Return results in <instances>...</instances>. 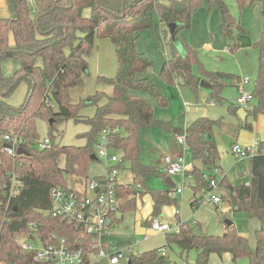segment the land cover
<instances>
[{"label": "trees", "instance_id": "obj_1", "mask_svg": "<svg viewBox=\"0 0 264 264\" xmlns=\"http://www.w3.org/2000/svg\"><path fill=\"white\" fill-rule=\"evenodd\" d=\"M236 0L241 9L246 2ZM261 15L264 17V0ZM31 8L26 0H15L13 17L0 16V262L6 264H32L34 251H25L17 241L29 231L31 222L37 223L36 233L49 238L52 233L65 237L72 247L86 248L90 236L76 240L78 230L74 225L61 220L51 212L50 191L55 186L66 187L64 174L87 177L88 164L93 161L96 144L101 135L106 138V148L121 152V158L129 163L133 179L127 184H117L116 193L121 199L119 211L135 209L136 196L150 193L155 204H174L176 199L171 190H149L146 182L153 174H160L151 166L139 160L140 133L144 129L159 127L167 133L184 134L192 159L201 160L205 166H217L219 153L213 134V127L219 120L199 117L185 129L174 127L171 121L155 117L152 99L162 106L167 105L163 91L148 78L153 61L136 49L141 31L152 28L154 12L161 23H175L177 32L191 27L194 11L202 0H34ZM209 8L218 7L226 14L223 0H208ZM231 25L224 26L226 34ZM239 31H244L239 28ZM97 37L109 38L117 58L115 74L111 77L98 76L112 86L110 95L102 91L81 98L77 103L70 99V90L82 85L89 73L88 56ZM254 47L258 51V68L253 88L254 105L251 115H264V30ZM197 51L183 43L179 53L173 48L159 70V76L173 84L180 78L197 95L199 80L206 77L212 88L207 103L226 105L231 114H237L240 107L222 96L225 79L229 85L238 84L239 78L230 73L203 71L197 75L193 66L200 65ZM20 62L18 69L10 76L1 71L4 59ZM27 84L26 95L18 106L7 99L19 82ZM102 98L106 100L100 103ZM95 105L93 116L80 114L82 108ZM47 123L51 146L38 148L40 141L36 122ZM74 119L84 121L88 130L81 134L86 143L81 146L61 145L56 141L57 124ZM244 128H252L245 120ZM5 134L15 135L20 142L21 152L7 153L3 146ZM64 155V166L58 158ZM193 188L206 191L208 182L202 170L193 168ZM249 182L229 185L235 193L237 210L245 211L250 217L260 220L255 230L256 245L251 248L247 237L240 235L233 225L222 235H191V248L197 251L195 264H210L212 252H230L233 259L246 257L250 264H264V140L258 143L257 152L249 157ZM14 174L21 185L6 207L5 190ZM223 181V178L221 182ZM182 229L179 233L167 235V241H176L188 235ZM190 235V234H189ZM84 244V245H83ZM159 251H144L130 256V264H149Z\"/></svg>", "mask_w": 264, "mask_h": 264}, {"label": "rangeland", "instance_id": "obj_2", "mask_svg": "<svg viewBox=\"0 0 264 264\" xmlns=\"http://www.w3.org/2000/svg\"><path fill=\"white\" fill-rule=\"evenodd\" d=\"M202 5L193 12L191 27L189 29H183L179 32L175 30V23H158L157 13L154 12V25L152 28L145 29L141 32L140 37L136 41V49L139 52H144L152 61L153 66L148 72L149 80L162 89L163 94L167 98V105H160L155 103L160 113V118H167L174 116L177 117V109L175 105L182 106L184 101L183 90L181 94L177 91L179 88H190L188 86L180 85L178 88L175 83L170 84L164 81L159 76L160 66L164 59L168 58L173 48L177 51H183V43L188 44L191 48L197 52V57L200 61V65L195 64L193 70L197 75H200V67L203 71L208 72H223L234 75H246L251 86L255 80L257 72V51L252 47V43L258 39L260 32L264 30V17L260 12V3L257 0L246 2L243 8H239L236 0H223L227 7V15L235 18L236 22H240L246 30L249 31L247 35H240V31L234 25L231 27L232 33L225 34L222 27L223 16L218 7L209 8L208 0H202ZM15 0H0V16L13 17L15 15L14 9ZM27 4L34 8V0H26ZM89 65V73L84 77L82 85L72 89L70 99L73 103H77L81 98H85L96 91H102L105 93H111V86L109 83L100 81L98 83V76L111 77L115 74L117 67V58L114 51L113 44L109 38L97 37L90 55L87 58ZM20 66V62L16 59L7 58L1 63V71L5 76H10ZM252 78V79H251ZM164 88L166 89L164 91ZM99 89V90H98ZM27 91V85L24 81L19 82L14 91L9 95L8 101L12 105H19L22 103ZM192 94V92H191ZM236 91L234 88H227L224 95L228 99H232ZM186 99V98H185ZM227 99V98H226ZM95 105H88L82 108L80 114L84 116H93L95 113ZM155 115V114H154ZM156 117V116H155ZM158 118V117H156ZM158 118V119H160ZM171 119V118H170ZM258 125V123H257ZM37 133L39 139H44L48 136L47 123L42 119H38L36 122ZM88 125L84 121H76L74 119H68L61 121L57 124L56 141L61 145H76L81 146L86 143V139L81 136L88 130ZM159 132V128H156ZM152 134L154 130L150 131ZM150 134V133H149ZM222 144L225 148L228 147L229 138L222 134ZM141 138V137H140ZM142 138V151L146 153L147 157L150 156L154 163L156 161H164L165 157H178V155H171L166 153L164 155L159 154V150L155 148L154 151L150 149V146H144ZM230 146V145H229ZM185 147V146H183ZM151 151V152H150ZM120 156L121 152L118 150H110ZM142 152V157L145 154ZM183 159L187 162L190 156V152L187 148L184 149L182 154ZM220 161L222 169L226 172V180L233 182L234 180L241 179L245 184L246 176L242 175L244 165L241 161L235 165V160L229 152L228 155L222 157ZM64 155L58 158L59 166H64ZM248 161L246 166L248 168ZM106 160L100 158L99 160H93L88 164L87 176L93 177L101 175L105 172ZM157 167L162 165L156 164ZM162 170V169H160ZM163 171V170H162ZM160 175H152L147 180V187L149 190H158L163 187V180ZM66 184L74 188H81V177L64 174ZM119 179L122 183H129L132 180V172L129 168L127 161L122 162L120 168ZM175 179V178H174ZM220 179V178H219ZM176 180V179H175ZM214 192L219 195L221 193H227V187L225 185L217 184ZM220 196V195H219ZM206 196L202 199L203 204H200L201 215L198 220L201 223V229L195 228L194 223L191 222V229L193 231H202L203 234L209 233L215 226H205L211 224L215 219H219L221 225L225 220H231L235 226L237 233L243 232L245 237L249 241L251 248L255 246L256 237L255 230L260 225V220L257 217H250L245 211L233 210L227 198L222 199L221 204L216 208L210 202L206 203ZM176 203L183 217H188L187 210L190 208L188 203H185L183 207L181 195L176 196ZM227 208V209H226ZM144 208L140 202L135 206V209L128 210L123 213L122 219L109 230L106 238L119 243V246L126 254L128 248L126 247L130 243L131 234L139 232L138 228L148 230V226L143 224L144 222ZM144 225V226H143ZM139 226V227H138ZM145 227V228H144ZM142 230V231H143ZM144 230V231H145ZM199 233V232H198ZM241 234V233H240ZM141 239L144 233L138 234ZM18 242L26 241L24 237H17ZM34 245H38V240L32 242ZM166 243V239L163 235L159 236L151 233L150 240L141 244L136 250L142 249L146 245H162ZM165 249L170 254L174 255L179 252V249L175 243L169 242ZM135 250V249H133ZM196 256V250L191 248L187 252H184L183 257L188 262H192ZM235 261L242 264H250L246 257H239ZM100 264H106L105 261H101ZM118 264H126L122 260Z\"/></svg>", "mask_w": 264, "mask_h": 264}, {"label": "crops", "instance_id": "obj_3", "mask_svg": "<svg viewBox=\"0 0 264 264\" xmlns=\"http://www.w3.org/2000/svg\"><path fill=\"white\" fill-rule=\"evenodd\" d=\"M34 6H35V2H34ZM260 12H261V4H260ZM221 15L222 16L224 15L223 19L221 20L222 21V23H221L222 29L224 26H229V25L234 26L235 25L238 30H239V28H242L244 30L240 33V35H247L249 33V31L246 30L244 28V26H242L240 24V22H236L235 18H232L230 15H227V13L226 14L221 13ZM225 16H229V23L228 24H226ZM1 17H3V16H1ZM191 21H192V18H191ZM158 23H161V22L158 20ZM175 30H176V26H175ZM223 31H224V29H223ZM176 32H177V30H176ZM261 32H260V35H261ZM230 33H232V31ZM260 35H259V37H260ZM259 37H258V39H259ZM257 40H255V41H257ZM254 42L252 43V47L257 51V49L254 47ZM257 63H258V51H257ZM257 68H258V64H257ZM236 76L239 78L238 84L235 83L233 85H229L228 81L225 79H219V82L223 84L222 96L225 99L227 98L228 101H231V102L235 103L236 105H239L236 102V98L239 96V88H238L239 83L241 82V79H243L247 76L246 75H236ZM201 80L209 82L211 84V87L205 88V87L200 86ZM249 81L250 80H248V82L245 84L244 87L247 90L253 92L255 80L251 86H249ZM98 83H101V82H98ZM174 83L176 84V86L178 88L180 87V85L187 86L183 83V81L180 78L176 79ZM74 88H72V89H74ZM211 88H212V83L206 77H201V79L199 80V88L197 90V95H195L192 92L191 88H190V90H188V88H186V87L185 88L183 87L181 89L179 88L177 91L181 94V92L183 90L182 93H184V96L186 99L184 98L182 106L175 105V107L177 109V117L176 118L174 116L170 117L171 119L170 118L167 119L165 117H164V119L160 118L159 117L160 113L158 112L159 108L157 106H155V103L156 102L158 103V101L156 99H152L153 111H154V114L156 117L160 118L161 120L171 121L172 124L174 125V127L178 128V129H182V130L185 129L193 120H195L199 117H207L210 119L219 120L218 124L213 127L214 139H215L216 146H217L218 153H219V160L217 162V166L212 167V166H205L202 164L200 170L203 171L204 176L216 177L219 181L218 184H221V185L223 184L227 187V193L226 194L221 193L219 195L221 196L222 199H223V197L227 198V200L230 204V207L233 210H237L236 208L232 207V203L230 201L229 196H230V193H233V192L229 190L228 186L229 185H232V186L240 185L242 183V180L236 179L232 183L231 182L227 183L226 172H224V170L222 169L221 163H220V161L222 160L221 156L225 157L230 152L232 157L236 161L235 165H237V163L239 161H241L243 163L244 168H243L242 175L246 176L245 184L247 185L249 182V173H248V168L246 166V161H248V163H249V158H243V159L236 158L231 152V147L235 143L240 144L241 146H244V147H250V146H253L256 143H259L260 141L264 140V115L261 113H259L256 117H253L251 115V110L253 108L254 100H255L254 98L250 102H248L245 106L239 105L240 107H242L244 109V118H240L238 113L235 115L229 113L226 105H217L215 103H207L206 99L209 95V91ZM227 88H229V89L234 88V90L236 91V94L234 95V97L231 100L228 99V97L226 95H224V92L226 91ZM72 89L70 90V94L73 91ZM111 89H112V86H111ZM165 90L166 89L164 88V91ZM111 92H112V90H111ZM191 92H192V94H191ZM106 94L110 95L111 93H106ZM105 100H106V98H102L100 100V103L104 102ZM7 101H8V99H7ZM15 106H18V105H15ZM245 120H247L248 122L251 123L252 128L247 129V128H244L242 126V123ZM257 123H258V125H257ZM156 128H159V127H152V128L144 129L141 131V133H140L141 138H140L139 160L142 163L151 166L153 169H155V171L157 173H160V174H153V175L162 176L161 178L163 180V187H161L160 189L158 188V190H171V189L175 190L177 188H182V191L177 192L173 197L176 199V196L181 195L183 207H184L185 203H188V205L190 207L187 210L188 217L187 218L183 217L181 210L177 206L176 202L174 204L158 205V204H155L150 193H145L142 196L137 195L136 196V205L139 202H140V204L141 203L143 204V208H144V211H143L144 212L143 213L144 214V222H143V224L145 226H148L149 229L145 230L146 228L144 227L145 228L144 229L145 231H144L143 228L142 229L138 228V231L140 230L139 232L135 233V231H134L133 234L130 235L131 236L130 243L126 246L129 250H128V252H126V254L124 253L125 257L122 258L120 260V262L122 260H124L125 263L128 264V262H130V256L131 255H136V254H139V253L144 252V251L157 249L159 251V253H158L156 259L149 264H195L197 251H196V256L192 262H188L183 257L184 252H187L188 250L191 249V241H190L189 246L186 248V247H182L181 244L178 243V240H181L183 238H189L191 240V238H190L191 235H222L225 232H227L229 225H233V227H235V226L231 220H228L230 223H228L225 220L224 223L221 225V222L219 219H217V220L214 219L211 222V224L205 225V226H215L213 229H211V231L209 233L203 234L202 231H193L191 229V224H190L191 222L194 223L193 225L195 228H198V227L200 229L202 228V227H200L201 223L198 220V217H200V215H201L200 204H203L201 202H202V199L204 198L205 191L195 190L193 188L192 184H193L194 177H193V174L191 172L193 168H197V169H199V168L194 165V161H196V160L192 159V156L190 153V156L188 158L189 162L186 161V163L189 164V170L186 173H184V175H182V174L168 175V174H166V172L163 169V162L162 161L160 162L157 160L156 163H154L153 159L150 156L147 157L145 151L144 152L142 151V146H141L142 138H143V141H145L144 146H146V147L150 146V149L153 151H154V146H155V148L160 151L159 154L161 156L166 153V155H168V154L172 155L173 154V155H178V156L182 157L183 156L182 154L184 153V149L187 148L189 150V148L185 142L181 143L178 141V137L180 135H184V134L167 133V132L163 131L161 128H159L161 130L159 132L158 130H156ZM152 130L155 131V132H153V134L150 132ZM222 134L229 138L228 147H230V148H225L224 143L222 144V141H221V138L223 137ZM183 146H185V147H183ZM142 152H143V154H145L144 158L141 155ZM189 152H190V150H189ZM111 153H113V152H111ZM94 154H95V152H94ZM120 156H121V154H120ZM95 160H99V159L96 158ZM156 164H159L162 166L157 167ZM105 168H106V165H105ZM129 168H130V166H129ZM160 169H162L163 171ZM98 176H100V175H98ZM93 177H96V176H93ZM167 178H170L169 181H166ZM222 178H223V181L221 182ZM132 179H133V173H132ZM123 184H127V183H123ZM146 185H147V182H146ZM81 188H82V185H81ZM171 193H172V191H171ZM233 195H235V193H233ZM171 196H172V194H171ZM127 199L128 198L122 199L121 202L124 203L127 201ZM206 203H209V201H207ZM211 204L216 206V208H217L221 203L219 205H215L213 203H211ZM119 212L120 211H118V213ZM118 213L116 214V224L123 217V212H120L121 213L120 217L118 216ZM153 220H158L160 222H167L171 225H175V224L179 223L182 226L181 230L186 229L189 231L190 235L189 234L184 235L182 237H179L176 241H172V243H175L177 245V247L179 249L178 253H175L174 255H172L169 252H167L165 249V246H167L169 244V242L167 241V235L174 233V232H165V233L155 232L151 226V222ZM116 224L108 227L107 233L104 235V240L106 243H112V244L117 245L119 248H121L119 246V243L106 238L107 234H110V235L113 234L112 232L109 233V230L112 229V227L115 226ZM181 230H180V232H181ZM141 233H144V236H142V238L140 239L138 234H141ZM151 233H153L156 236H159V234L163 235L166 239V243H164L162 245H157V244L146 245L142 249L136 250L135 247L138 248L141 244L150 240ZM240 233H239L240 235L245 236L243 232H240ZM136 240H138V241H136ZM255 245H256V242H255ZM254 248H255V246L253 247V249ZM121 249L123 250L124 248H121ZM133 249H135V250H133ZM235 260L236 259H233V256L230 252H223L222 254L212 252L209 255V263L210 264H238L237 261H235ZM100 262H99V264H100ZM0 264H6V263L0 262ZM239 264H242V263H239Z\"/></svg>", "mask_w": 264, "mask_h": 264}, {"label": "built area", "instance_id": "obj_4", "mask_svg": "<svg viewBox=\"0 0 264 264\" xmlns=\"http://www.w3.org/2000/svg\"><path fill=\"white\" fill-rule=\"evenodd\" d=\"M247 82L248 78L245 77L239 83V96L236 102L241 106H245L254 98L252 91L244 87ZM4 139L6 143L3 149L7 153H15L20 139L10 134H5ZM178 141L184 143L185 136L180 135ZM105 143L106 138L102 134L101 142L95 146L96 157L106 160L105 172L102 175L82 178L80 182L82 188L79 189L67 185L66 187L55 186L50 191L52 214L74 225L79 232L76 239L79 243L84 241V236L87 235L91 237V240L85 248L82 245L72 247L65 237H59L55 233H52L49 238L42 239L35 231L37 223L31 222L29 231L22 235L29 242L22 241L19 244L25 251H34L32 264H99L103 260L106 264H118L125 257L121 248L104 240L108 227L116 224V214L122 200L116 193V185L122 184L119 174L123 162L121 156L109 152ZM37 146L41 149L50 147V138L47 136L40 139ZM257 149L258 143L250 147L235 143L231 147V152L236 158L243 159L254 155ZM163 169L168 175H184L189 170V164L181 156H167L163 161ZM205 177L208 182L205 201L219 205L222 198L214 192L219 181L216 177ZM21 184V181L12 174L5 190L6 207L10 204L11 198L19 192ZM181 191L182 188H177L171 194L174 196ZM151 226L155 232L160 233H179L182 228L179 223L171 225L158 220H153ZM35 240H38V245L32 243Z\"/></svg>", "mask_w": 264, "mask_h": 264}, {"label": "water", "instance_id": "obj_5", "mask_svg": "<svg viewBox=\"0 0 264 264\" xmlns=\"http://www.w3.org/2000/svg\"><path fill=\"white\" fill-rule=\"evenodd\" d=\"M225 21H226V24L229 23V16H225ZM200 86L205 87V88H210V87H211V84H210L209 82H207V81L201 80V81H200ZM237 113H238V115L240 116V118H244V109H243L242 107H240V108L238 109ZM17 151H18V152H21L22 150L19 149V150H17ZM92 158L95 160L97 157H96L95 154H93V155H92ZM194 165L197 166L199 169H201V166H202V162H201V160H196V161H194ZM169 179H170V178H167L166 181H169ZM229 198H230V201H231V203H232V207H233V208H237L238 200H237L236 196L233 195V193H230ZM118 216H119V217L121 216V213H120V212L118 213ZM226 221H227L228 223H230L228 220H226ZM190 241H191V240H190L189 238H183V239H181V240H178V243H180L182 247H186V248H187V247L189 246V244H190ZM128 264H130V262H128Z\"/></svg>", "mask_w": 264, "mask_h": 264}]
</instances>
